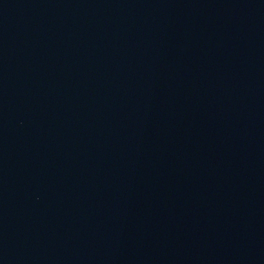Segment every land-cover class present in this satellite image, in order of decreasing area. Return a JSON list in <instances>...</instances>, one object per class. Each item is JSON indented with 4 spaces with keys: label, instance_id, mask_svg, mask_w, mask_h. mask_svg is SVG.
<instances>
[{
    "label": "water",
    "instance_id": "obj_1",
    "mask_svg": "<svg viewBox=\"0 0 264 264\" xmlns=\"http://www.w3.org/2000/svg\"><path fill=\"white\" fill-rule=\"evenodd\" d=\"M0 264H264V0H0Z\"/></svg>",
    "mask_w": 264,
    "mask_h": 264
}]
</instances>
